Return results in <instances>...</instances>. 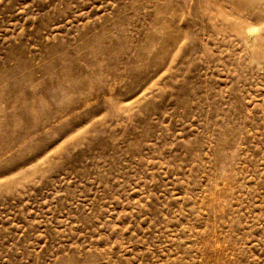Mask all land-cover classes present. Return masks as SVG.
Segmentation results:
<instances>
[{
    "label": "rangeland",
    "instance_id": "rangeland-1",
    "mask_svg": "<svg viewBox=\"0 0 264 264\" xmlns=\"http://www.w3.org/2000/svg\"><path fill=\"white\" fill-rule=\"evenodd\" d=\"M0 264H264V0H0Z\"/></svg>",
    "mask_w": 264,
    "mask_h": 264
},
{
    "label": "snow or ice",
    "instance_id": "snow-or-ice-1",
    "mask_svg": "<svg viewBox=\"0 0 264 264\" xmlns=\"http://www.w3.org/2000/svg\"><path fill=\"white\" fill-rule=\"evenodd\" d=\"M234 3L238 9L244 10L251 7L253 0H234Z\"/></svg>",
    "mask_w": 264,
    "mask_h": 264
}]
</instances>
